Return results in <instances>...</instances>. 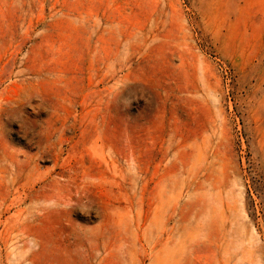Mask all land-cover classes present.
Masks as SVG:
<instances>
[{
    "label": "rangeland",
    "instance_id": "374dc122",
    "mask_svg": "<svg viewBox=\"0 0 264 264\" xmlns=\"http://www.w3.org/2000/svg\"><path fill=\"white\" fill-rule=\"evenodd\" d=\"M155 263L264 264V0H0V264Z\"/></svg>",
    "mask_w": 264,
    "mask_h": 264
},
{
    "label": "bare ground",
    "instance_id": "6f19581e",
    "mask_svg": "<svg viewBox=\"0 0 264 264\" xmlns=\"http://www.w3.org/2000/svg\"><path fill=\"white\" fill-rule=\"evenodd\" d=\"M62 87H63V86H62ZM110 90H111V89H110ZM93 91H94V90H93ZM92 93H93V92H92ZM98 94H99V93H97V95H98ZM97 95L95 94V96H97ZM98 96H99V95H98ZM95 101H96V100H95ZM92 102H93V101H92ZM94 104H95V103H94ZM96 105H98V103H97ZM93 108H95V107H93ZM84 110H85V109H84ZM87 110H88V109H87ZM198 112H199V111H198ZM84 114H85V113H84ZM98 131H99V130H98ZM91 133H92V132H91ZM104 135H105V134H104ZM106 135H107V134H106ZM106 137H107V136H105L104 138H106ZM106 139H107V138H106ZM107 140H108V139H107ZM104 141H105V140H104ZM107 143H108V142H107ZM105 144H106V143H105ZM105 146H106V145H105ZM176 146H177V145H176ZM105 148H106V147H105ZM107 148H108V147H107ZM86 149H87V148H86ZM87 151H89V150H87ZM111 152H112V151H111ZM111 152H110V153H111ZM65 153H66V152H65ZM85 154H86V152H85ZM89 154H90V153H89ZM108 155H109V154H108ZM110 155L112 156V154H110ZM55 156H57V155H55ZM117 156H118V155H117ZM95 158H96V157H95ZM95 158H94V159H95ZM112 158L114 159V157H112ZM117 159H118V158H117ZM91 160H93V159H91ZM118 160H119V159H118ZM124 160H125V159H124ZM95 161H96V160H95ZM98 162H99V161H98ZM102 162H104V161H102ZM91 163H92V162H91ZM57 164H58V163H57ZM98 164H99V163H98ZM104 165H105V164H104ZM90 166H91V165H90ZM94 166H95V165H94ZM105 166H106V165H105ZM105 166H104V167H105ZM99 167H100V166H99ZM91 168H92V167H91ZM91 168H90V169H91ZM96 168H98V167L96 166ZM92 169H93V168H92ZM99 169H100V168H99ZM105 171H106V170H105ZM105 171H104V172H105ZM93 172H94V171H93ZM107 172H108V171H107ZM145 172H146V171H145ZM159 172H160V171H159ZM85 173H87V172H85ZM157 173H158V172H157ZM163 173H164V172H163ZM163 173H162V174H163ZM102 174H103V173H102ZM107 174H109V172H108ZM110 174H111V173H110ZM154 174H155V172H154ZM160 174H161V173H160ZM162 174H161V175H162ZM166 174H168V173L166 172ZM89 175H90V174H89ZM100 175H101V174H100ZM104 175H105V174H104ZM121 175H122V174H121ZM163 175H164V174H163ZM98 176H99V174H98ZM159 176H160V175H159ZM164 176H165V175H164ZM110 177H111V176H110ZM115 177H116V176H115ZM87 178H88V176H87ZM87 178H86V179H87ZM89 178H90V177H89ZM98 178H100V177H98ZM98 178H97V179H98ZM107 178H108V177H107ZM163 178H164V177H163ZM66 179H67V178H66ZM77 179H78V178H77ZM92 179H94V178H92ZM103 179H104V178H103ZM114 179H116V178H114ZM68 180H69V179H68ZM84 180H85V179H84ZM94 180H95V179H94ZM158 180H159V179H158ZM160 180H162V179H160ZM66 181H67V180H66ZM79 181H80V180H79ZM96 181H98V180H96ZM96 181H95V182H96ZM99 181H100V180H99ZM116 181H117V179H116ZM149 181L151 182V180H149ZM149 181H147V182L149 183ZM90 182H91V179H90ZM147 182H146V183H147ZM84 183H86V182H84ZM91 183H93V182H91ZM97 183H98V182H97ZM97 183H96V185H97ZM157 183H159V182H157ZM66 185H67V184H66ZM79 185H80V184H79ZM84 185H85V184H84ZM86 185H87V184H86ZM89 185H90V184H89ZM93 185H94V184H93ZM87 186H88V185H87ZM83 187H84V186H83ZM97 187H100V185H99V186L97 185ZM154 187H155V186H153V188H154ZM84 188H85V187H84ZM100 188H101V187H100ZM81 189H83V188H81ZM89 189H90V188H89ZM157 190H158V189H155V191H157ZM153 191H154V189H153ZM99 192H100V191H99ZM100 193H101V192H100ZM102 193H103V192H102ZM102 193H101V194H102ZM151 193H153V192H151ZM154 193H155V192H154ZM154 193H153V194H154ZM70 194H71V193H70ZM75 194H76V193H75ZM79 194L81 195V193H79ZM87 194H89V193H87ZM80 195H79V196H80ZM104 195H106V194H104ZM156 195H157V194H156ZM76 196H77V195H76ZM81 197H82V196H81ZM87 197H88V196H87ZM87 197H86V199H87ZM91 198H92V197H91ZM76 200H78V199H76ZM88 200H90V199H88ZM72 201H73V200H72ZM78 201H79V200H78ZM224 205H225V204H224ZM230 209H231V208H230ZM141 212H142V211H141ZM137 214H138V213H137ZM141 214H142V213H141ZM143 215H145V214L143 213ZM214 216H215V215H214ZM216 216H217V215H216ZM137 217H138V216H137ZM142 217H143V216H142ZM145 217H146V215H145ZM158 218H159V217H158ZM146 219H147V218H146ZM156 219H157V218H156ZM135 220H136V219H135ZM151 220H152V219H151ZM131 222H132V220H131ZM142 222H143V220H142ZM150 222H151V221H150ZM136 223H137V222H136ZM145 223H146V222H145ZM126 224H127V223H126ZM141 224H142V223H141ZM141 224L139 223V225H141ZM101 225H102V224H101ZM143 225H144V224H143ZM145 225H146V224H145ZM145 225H144V226H145ZM151 226H152V225H151ZM140 227H141V226H140ZM137 228H138V224H137ZM140 229H141V228H140ZM150 229L152 230V228H150ZM146 232H147V231H146ZM146 232L143 233L144 236H145V235L147 236ZM146 239H147V237H146ZM150 245H151V244H150ZM154 246H156V245H154ZM165 251H166V250H165ZM162 252H163V250L161 251V253H162ZM163 253H164V252H163ZM109 254L111 255V253H109ZM159 255H160V254H159ZM161 257H162V256H161ZM106 258H107V257H106ZM171 258H172V256H171ZM163 259H164V258H163ZM161 260H162V259H161ZM165 260H166V259H165ZM221 262H223V261H221ZM165 263H166V262H165ZM155 264H156V263H155ZM157 264H158V263H157ZM159 264H160V263H159Z\"/></svg>",
    "mask_w": 264,
    "mask_h": 264
}]
</instances>
